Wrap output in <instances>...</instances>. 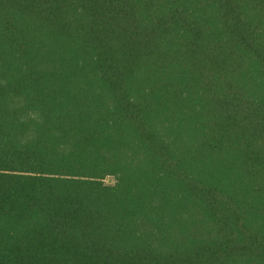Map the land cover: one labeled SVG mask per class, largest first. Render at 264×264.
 <instances>
[{"label":"trees","instance_id":"trees-1","mask_svg":"<svg viewBox=\"0 0 264 264\" xmlns=\"http://www.w3.org/2000/svg\"><path fill=\"white\" fill-rule=\"evenodd\" d=\"M0 264H264V0H0Z\"/></svg>","mask_w":264,"mask_h":264},{"label":"rangeland","instance_id":"rangeland-1","mask_svg":"<svg viewBox=\"0 0 264 264\" xmlns=\"http://www.w3.org/2000/svg\"><path fill=\"white\" fill-rule=\"evenodd\" d=\"M105 183H112L113 182V178L112 177H106L104 180Z\"/></svg>","mask_w":264,"mask_h":264}]
</instances>
